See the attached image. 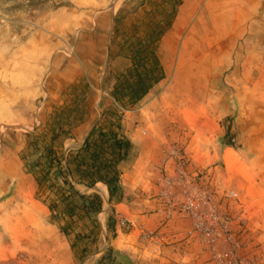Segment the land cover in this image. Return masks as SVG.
I'll return each mask as SVG.
<instances>
[{
  "label": "rangeland",
  "instance_id": "1",
  "mask_svg": "<svg viewBox=\"0 0 264 264\" xmlns=\"http://www.w3.org/2000/svg\"><path fill=\"white\" fill-rule=\"evenodd\" d=\"M178 3L0 0V264H101L109 249L136 264H264V0ZM142 41L164 79L140 103L116 105L129 68L114 60ZM58 118L73 137L65 149L98 122L120 124L133 144L126 198L110 202L99 185L98 225L80 221L69 235L22 160L27 134L49 138ZM20 179L36 219L16 238L6 219L23 204ZM194 187L210 197L198 217L183 206Z\"/></svg>",
  "mask_w": 264,
  "mask_h": 264
},
{
  "label": "trees",
  "instance_id": "2",
  "mask_svg": "<svg viewBox=\"0 0 264 264\" xmlns=\"http://www.w3.org/2000/svg\"><path fill=\"white\" fill-rule=\"evenodd\" d=\"M182 3L183 0H179L178 5ZM132 51L137 67H133L126 81L117 84L113 96L136 105L164 77L153 50L136 44ZM147 57L152 60L150 67L146 66ZM75 108L69 111V120L74 117ZM63 120L58 118L57 125L50 130V137L41 141L32 140L34 133H28L30 139L27 140L22 160L25 172L33 177L37 185L38 195L46 196L43 203L51 212L53 220L64 234L69 235V231L80 221L88 219L98 225L97 216L104 206L103 198L94 191L99 185L108 191L110 202L126 198L121 179L122 165L129 160L133 144L122 134L120 124L115 128L112 124L98 122L80 147L65 149V140L73 137L65 130L61 123ZM77 123L83 124L82 121ZM62 137L64 141H61ZM225 138L226 144L233 146L229 128ZM62 222L65 224L61 225ZM106 262L136 264L131 257L114 249H109L100 260L101 264Z\"/></svg>",
  "mask_w": 264,
  "mask_h": 264
},
{
  "label": "bare ground",
  "instance_id": "3",
  "mask_svg": "<svg viewBox=\"0 0 264 264\" xmlns=\"http://www.w3.org/2000/svg\"><path fill=\"white\" fill-rule=\"evenodd\" d=\"M27 184H28L27 180L25 179L19 180L14 201L18 202V204L20 202H22L23 204L17 205L10 212V214L7 215V219H6L8 225L11 227V230L15 234L16 238H18L20 235L21 229L24 226L23 225L24 221L27 220L28 222L31 221L33 222L34 219H36V207L32 202L31 197L27 194Z\"/></svg>",
  "mask_w": 264,
  "mask_h": 264
},
{
  "label": "built area",
  "instance_id": "4",
  "mask_svg": "<svg viewBox=\"0 0 264 264\" xmlns=\"http://www.w3.org/2000/svg\"><path fill=\"white\" fill-rule=\"evenodd\" d=\"M235 196L234 193L230 197ZM185 203L184 209L188 210L198 217L197 213H201L210 203V197L206 191H202L194 187L192 190L185 191ZM124 224V223H123ZM200 229L203 230L210 238H215L220 234V231L215 227H208L207 225L200 223Z\"/></svg>",
  "mask_w": 264,
  "mask_h": 264
},
{
  "label": "crops",
  "instance_id": "5",
  "mask_svg": "<svg viewBox=\"0 0 264 264\" xmlns=\"http://www.w3.org/2000/svg\"><path fill=\"white\" fill-rule=\"evenodd\" d=\"M145 42L146 41H142V44L141 45H143V46H145V47H147L146 46V44H145ZM111 47L109 46V47H107V50H106V56H107V58L109 59V56H111V54H113V51H111ZM150 52V51H149ZM129 53V52H128ZM124 53L123 55H120V56H118L117 58H115V60H114V63L115 64H121V63H125V62H127V64H128V68H129V70L128 71H126L125 72V76H121V75H118V77H120V80H119V83L118 84H121V83H123L124 81H126L127 80V77H128V74L131 72V70H133V67H137V64H135L137 61H135L134 60V57H133V53ZM126 54V55H125ZM112 58H114V57H112ZM146 66L147 67H150V66H152V60H150V58L149 57H147L146 58ZM140 72H141V70H139ZM130 81H132L133 82V80H130ZM160 83V82H159ZM156 85H158V84H154L153 85V87L151 88V90L150 91H152L155 87H156ZM115 86H117V85H115ZM150 91H149V93H150ZM148 95V94H147ZM146 97V96H145ZM144 97V98H145ZM143 98V99H144ZM128 99V98H127ZM112 100L115 102V104L116 105H119L120 103H124L125 101H123V102H117V100L115 99V98H112ZM127 103H128V101H127ZM86 126V124H82V125H80V126H78L77 127V130H83V128ZM92 128L90 127L89 129H87V130H85V133L82 135V138H81V140H80V142H79V147L83 144V142L85 141V139H86V137L88 136V134H89V132H90V130H91ZM104 187V186H103ZM107 189V188H106Z\"/></svg>",
  "mask_w": 264,
  "mask_h": 264
}]
</instances>
